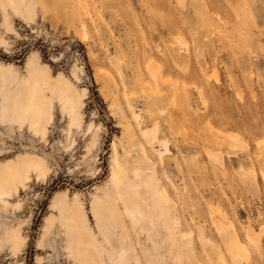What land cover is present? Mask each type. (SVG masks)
Instances as JSON below:
<instances>
[{
    "label": "rangeland",
    "instance_id": "1",
    "mask_svg": "<svg viewBox=\"0 0 264 264\" xmlns=\"http://www.w3.org/2000/svg\"><path fill=\"white\" fill-rule=\"evenodd\" d=\"M20 160L46 174L0 197V264H264V0H0V168Z\"/></svg>",
    "mask_w": 264,
    "mask_h": 264
},
{
    "label": "bare ground",
    "instance_id": "2",
    "mask_svg": "<svg viewBox=\"0 0 264 264\" xmlns=\"http://www.w3.org/2000/svg\"><path fill=\"white\" fill-rule=\"evenodd\" d=\"M49 1L55 3V1H59V0H49ZM68 103L71 109H73L74 107L71 116L75 117L76 111L74 106V100L70 99L68 100ZM45 105L46 103L43 102L42 98L37 96L36 91L34 90L30 93L27 100L22 105L16 107V110H19L21 115L30 114L36 120V122H39L42 119H44L47 115L45 110ZM19 163H20L19 167L11 166L8 164L0 168V197L8 196L9 191L16 190V186L18 184L23 185V183L29 179L28 172L27 170H25V168L34 169L35 171L38 172L39 176H44L46 174V169L40 161L31 160L28 162L21 161ZM116 178L118 179L121 178V174L119 171L116 173ZM145 184L150 186L151 182H149V184L144 183V185ZM128 196L130 197V193H128ZM52 207L58 209V211L62 214L63 211H65L66 209V204L63 198L59 197L58 199L55 200ZM94 211L98 216L102 214V212L104 211V208L102 206V201L100 200L95 201ZM110 214L113 213L110 212ZM132 214L134 216L136 215L139 219L144 220L145 222L148 221L146 213L138 208H135ZM82 217L83 216L78 217L76 212H73L70 215L68 221L71 224V228L75 230V232L77 233L79 242H81L84 249H86L85 248L86 244H84V242L89 240L90 237H88L89 234L86 228L84 230L82 229L85 227V225L83 224L84 218ZM49 227H51V220H49L47 223V229ZM11 240L13 241L12 244L18 243L19 237L17 236V234H11L10 241Z\"/></svg>",
    "mask_w": 264,
    "mask_h": 264
}]
</instances>
